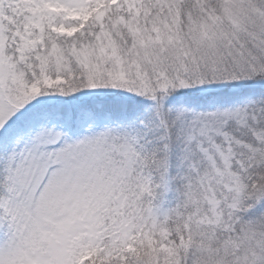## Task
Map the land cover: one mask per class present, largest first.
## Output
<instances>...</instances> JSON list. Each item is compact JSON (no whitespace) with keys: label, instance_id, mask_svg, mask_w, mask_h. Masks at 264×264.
<instances>
[{"label":"snow or ice","instance_id":"obj_1","mask_svg":"<svg viewBox=\"0 0 264 264\" xmlns=\"http://www.w3.org/2000/svg\"><path fill=\"white\" fill-rule=\"evenodd\" d=\"M0 264H264V0H0Z\"/></svg>","mask_w":264,"mask_h":264}]
</instances>
